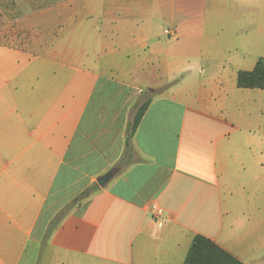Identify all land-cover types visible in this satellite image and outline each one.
I'll list each match as a JSON object with an SVG mask.
<instances>
[{"label": "crops", "instance_id": "crops-1", "mask_svg": "<svg viewBox=\"0 0 264 264\" xmlns=\"http://www.w3.org/2000/svg\"><path fill=\"white\" fill-rule=\"evenodd\" d=\"M262 20L264 0H0V264H183L196 236L264 264V90L236 85Z\"/></svg>", "mask_w": 264, "mask_h": 264}, {"label": "trees", "instance_id": "trees-1", "mask_svg": "<svg viewBox=\"0 0 264 264\" xmlns=\"http://www.w3.org/2000/svg\"><path fill=\"white\" fill-rule=\"evenodd\" d=\"M236 85L238 88L243 89H261L264 90V58H259L251 71H239L237 75ZM149 100L141 104L137 111L135 112L133 119L128 127V134L125 138V146L126 148L130 145V140L146 110L148 107ZM99 188L96 184L84 190L78 196H76L70 203L72 208L78 205L83 199L90 196L93 192L98 191ZM69 204V203H68ZM66 204V205H68ZM65 207V206H64ZM63 207V208H64ZM71 208V209H72ZM61 210V209H60ZM59 210V212H60ZM70 211V210H69ZM63 214L60 218L55 219L56 215H54L48 226L46 233L44 235V241H47L50 234L57 228L60 221L67 214ZM57 214V213H56ZM214 254L217 257H214ZM199 259H203L207 264L217 263V264H241L235 258L225 253L218 246L214 245L210 240L202 237L196 236L191 242L189 250L186 254L185 260L183 264H198Z\"/></svg>", "mask_w": 264, "mask_h": 264}, {"label": "rangeland", "instance_id": "rangeland-1", "mask_svg": "<svg viewBox=\"0 0 264 264\" xmlns=\"http://www.w3.org/2000/svg\"><path fill=\"white\" fill-rule=\"evenodd\" d=\"M258 22V21H257ZM264 22V20H262L261 21V23H263ZM216 26V25H215ZM239 26V24L238 23H236L235 21H224V23H223V27H224V29H225V31H229V32H232V35L231 36H237L238 34L239 35H242V33H243V28H240L239 30L237 29V27ZM217 28L219 27V28H222V25L220 26H216ZM216 27L214 28V29H216ZM253 27L254 26H251V30H253ZM175 40H171V42L173 43ZM192 52H193V54H195V55H197V56H199L198 55V53H197V51H195V50H192ZM238 53H243V54H245L244 56L246 57V59H245V61L243 62V65H242V68H251V66H253V62H254V60H256V55L257 54H260V55H264V43H263V45L259 48V50H257V51H254L253 50V48L252 49H249V50H239V52ZM200 58V57H199ZM201 59V58H200ZM143 89V91H144V93H143V95L136 101V102H134L133 103V105H132V110H131V112H130V115H129V119H130V121H131V119L133 118V115H134V113H135V111H136V109H137V107H139L141 104H143L144 102H146L149 98H151V94L149 93V92H147L146 91V89L143 87L142 88ZM262 103L264 104V96H263V101H262ZM128 133H127V131H126V135H127ZM62 175L59 177L60 179H59V181H61V179H62ZM87 182V180L86 181H83V182H81L79 185H77V186H75V187H70V188H67L66 189V192L65 193H63L62 194V201L61 202H64L67 198H69L71 195H72V193L77 189V188H79V187H81V186H83L85 183ZM57 189V187L55 188V190ZM59 204H61V203H59ZM71 208H72V205H71V203H69L68 205H66L64 208H62L61 210H60V212L58 211L57 212V214H55L56 215V217H55V219H58V218H60L63 214H65L66 212H68L69 210H71ZM48 214V213H47ZM45 218H47V215L45 214L44 216H43V221L45 220ZM43 254H45V253H43ZM214 257H217V255H215L214 254ZM45 261V259H42L41 260V262H40V264H43L42 262H44ZM198 264H207V262H205L203 259H199V261H198ZM212 264H217V263H212Z\"/></svg>", "mask_w": 264, "mask_h": 264}, {"label": "water", "instance_id": "water-1", "mask_svg": "<svg viewBox=\"0 0 264 264\" xmlns=\"http://www.w3.org/2000/svg\"><path fill=\"white\" fill-rule=\"evenodd\" d=\"M118 172V169L113 168L104 175L96 179V183L99 187H104Z\"/></svg>", "mask_w": 264, "mask_h": 264}, {"label": "built area", "instance_id": "built-area-1", "mask_svg": "<svg viewBox=\"0 0 264 264\" xmlns=\"http://www.w3.org/2000/svg\"><path fill=\"white\" fill-rule=\"evenodd\" d=\"M165 34L166 35H169V31H165ZM149 212L152 214V217L154 219H156L157 221L160 220L162 214H163V210L161 208H159L158 206L156 205H150L149 208H148Z\"/></svg>", "mask_w": 264, "mask_h": 264}]
</instances>
